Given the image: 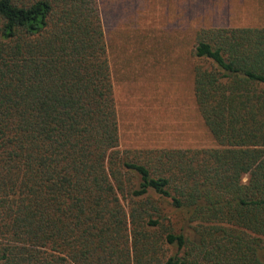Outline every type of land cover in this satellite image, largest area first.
Instances as JSON below:
<instances>
[{"label":"trees","instance_id":"16d2710c","mask_svg":"<svg viewBox=\"0 0 264 264\" xmlns=\"http://www.w3.org/2000/svg\"><path fill=\"white\" fill-rule=\"evenodd\" d=\"M194 55L215 148L121 152L99 0H0V264H264V27Z\"/></svg>","mask_w":264,"mask_h":264},{"label":"rangeland","instance_id":"374dc122","mask_svg":"<svg viewBox=\"0 0 264 264\" xmlns=\"http://www.w3.org/2000/svg\"><path fill=\"white\" fill-rule=\"evenodd\" d=\"M120 151L215 148L193 88L202 29L264 27V0H99ZM245 176L243 183H248Z\"/></svg>","mask_w":264,"mask_h":264}]
</instances>
